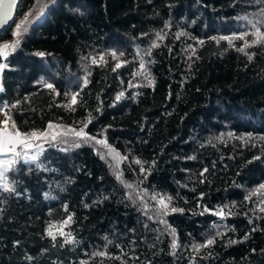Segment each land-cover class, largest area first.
<instances>
[{
	"label": "trees",
	"instance_id": "trees-1",
	"mask_svg": "<svg viewBox=\"0 0 264 264\" xmlns=\"http://www.w3.org/2000/svg\"><path fill=\"white\" fill-rule=\"evenodd\" d=\"M43 2L4 61L0 120L10 111L25 132L84 121L126 159L117 168L104 146L68 135L17 164L16 193L0 190V264H264V43L241 52L244 41L219 39L251 42L249 21L264 32V0ZM36 5L22 2L0 45ZM153 194L184 211L159 215ZM68 215L73 242L53 241L49 224Z\"/></svg>",
	"mask_w": 264,
	"mask_h": 264
},
{
	"label": "snow or ice",
	"instance_id": "snow-or-ice-1",
	"mask_svg": "<svg viewBox=\"0 0 264 264\" xmlns=\"http://www.w3.org/2000/svg\"><path fill=\"white\" fill-rule=\"evenodd\" d=\"M16 6H17V0H0V28H4L9 23V21L13 19V10L14 8H16ZM46 7L47 4L43 2V0H37L36 7L33 8L28 13L24 14L23 18L20 19L18 23L14 24L15 30L13 31V36L16 37V39L10 44L5 43L0 45V58L7 60L9 53L15 51V49L21 43L22 36L29 31V27L33 22V19H35L37 15L43 14V11ZM260 15L264 16V10L261 11ZM249 23L252 24V27L255 29V31L251 33V35L254 37L251 42L246 40V36L249 35L248 33H241L239 36L236 37L221 36L219 37V39L228 40L230 46L233 39H240L244 41V45L237 49L238 51L241 52H244L245 48L264 43V32H262L260 28L257 27V23H254L253 21H249ZM182 35H185V33L183 32L178 33L177 38H179V36ZM157 37L162 38L160 33H157ZM213 39L216 38L214 37ZM199 43L202 44L203 41H199ZM157 46L158 45H156L155 43L152 45V47H157ZM245 54L249 55V59L252 58L251 54L248 53ZM35 55L44 56L45 53L37 52L35 53ZM111 55L114 58H116L117 54L115 52H112ZM120 55H123V53H121ZM99 59L100 61L104 60L103 56H101ZM92 63L96 64L97 60L93 58ZM6 66H7L6 64L0 63V72H2ZM120 66H121L120 63H117L115 67L119 68ZM140 67L141 68L144 67L143 62H141ZM114 70L115 68L113 69V71ZM40 83H42L44 87L52 90L53 92L56 91L52 83H48L43 80H41ZM152 83L153 81L149 79V86H151ZM85 84H87L86 79H85ZM0 91H3L2 87H0ZM78 95L79 93L72 94L71 96L72 105L77 103ZM122 95L123 93L121 92L116 97L117 100H119ZM4 107L7 108L8 106L5 105ZM12 107H16V105H12ZM66 107H69V105H66ZM72 110L74 111L75 109L73 108ZM2 114L4 116V119L0 121V190H2L3 192L16 193V188L13 186V183L10 182L8 173L10 171H13L15 169V166L21 162L25 164L36 162L40 154L44 151V145L48 144L50 146H55L58 137H65L68 135L73 136L75 139L71 143L72 147H80L81 146L80 141H83L85 143L94 141L95 144L104 146L107 149L106 154L111 156L112 159L116 161L115 166L117 168L119 167L120 161L126 159V157H122L118 152H116L114 148L108 145L106 140L97 139L96 137L91 136L87 132H85V128L87 127V122L81 121L80 127L78 129L67 128L64 125H56L49 122L46 129L25 132L22 131L17 125L16 121L12 119L10 111H5ZM90 120H91V113H89L88 122H90ZM241 139H244V137H241ZM249 139H251V136H249ZM260 140L264 141V137H260ZM62 142L68 143L67 140H62ZM61 150H66V149H61ZM101 158L104 159L105 154H101ZM256 158L259 159V157ZM135 163L141 166L142 172L146 171V169H144L143 167L142 161L136 160ZM205 171H207V169H205ZM116 178L120 180L121 183H123L126 188H130V189L133 188L132 184L127 183L122 179V173H120L119 171L116 173ZM260 189H264V185H261ZM144 194L145 195L147 194L146 190ZM151 199L155 200L159 205L157 212L161 216L167 215L169 211L171 212L184 211L183 209L169 207L172 200L170 196L153 194L151 196ZM145 207H147V205H145ZM65 211H67L66 206H65ZM205 211H208V209H205ZM261 211H264V207L261 208ZM213 214L223 217L225 213L223 209H220L214 212ZM71 221H72V216L68 215L67 218L59 222V224L50 223L47 229L48 236L53 241H56L57 235H60L61 237H64V241H63L64 243L73 242L71 232H65L63 230L65 226L68 225ZM161 223H164V221L161 220ZM54 229L56 231H53ZM171 231L173 236H175V230L172 229ZM245 239H247V236L245 237ZM214 243H215L214 239H208L205 244L203 245L198 244V245H194L193 247L194 250L199 251L200 248L209 247ZM230 243H234V241H230ZM176 247H177L176 240L173 239L172 248L175 249ZM96 255L106 256L107 254L103 252H98L96 253Z\"/></svg>",
	"mask_w": 264,
	"mask_h": 264
},
{
	"label": "water",
	"instance_id": "water-1",
	"mask_svg": "<svg viewBox=\"0 0 264 264\" xmlns=\"http://www.w3.org/2000/svg\"><path fill=\"white\" fill-rule=\"evenodd\" d=\"M23 1L24 0H17V6L13 10V19L16 17ZM13 19L11 21H9V23L4 28H0V36L3 35L8 30V28L12 24ZM4 61L5 60L3 58H0V63H4ZM3 73H4V70L2 72H0V87L2 85Z\"/></svg>",
	"mask_w": 264,
	"mask_h": 264
},
{
	"label": "rangeland",
	"instance_id": "rangeland-1",
	"mask_svg": "<svg viewBox=\"0 0 264 264\" xmlns=\"http://www.w3.org/2000/svg\"><path fill=\"white\" fill-rule=\"evenodd\" d=\"M3 119H4V117L0 121H2Z\"/></svg>",
	"mask_w": 264,
	"mask_h": 264
}]
</instances>
